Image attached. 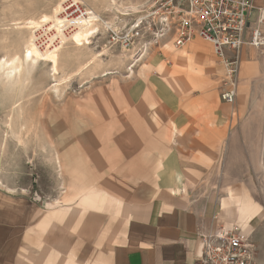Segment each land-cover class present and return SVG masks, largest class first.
<instances>
[{"label": "rangeland", "instance_id": "obj_1", "mask_svg": "<svg viewBox=\"0 0 264 264\" xmlns=\"http://www.w3.org/2000/svg\"><path fill=\"white\" fill-rule=\"evenodd\" d=\"M63 1L0 0V65L16 60L19 66L16 78L0 66V264H121L119 252L170 177L173 96L193 74L190 55L205 51L200 44L212 49L200 37L175 47L174 30L160 44L146 33L126 49L109 43L104 28L94 36L90 27L41 56L33 49L35 28L53 24L49 18ZM81 1L124 30L136 20L146 24L154 3ZM88 32L90 39L81 42ZM144 41L151 44L138 61ZM262 89V120H253L251 108L244 124L231 125L246 140L240 169L247 187L210 189L231 208L244 197L260 205L249 234L258 264H264ZM249 91L252 106L253 86Z\"/></svg>", "mask_w": 264, "mask_h": 264}, {"label": "crops", "instance_id": "obj_2", "mask_svg": "<svg viewBox=\"0 0 264 264\" xmlns=\"http://www.w3.org/2000/svg\"><path fill=\"white\" fill-rule=\"evenodd\" d=\"M263 10L264 0H254L245 35L247 41ZM261 28L264 33V21ZM200 46L204 47V52L195 50L190 55L193 74H189L179 88L183 96L177 91V96L176 93L173 96L170 124L174 128V144L166 159L169 163L166 173L168 171L170 177L162 182L163 190L151 201L142 226L131 235L129 245L119 252L121 264H197L202 252V234L219 226L234 225L250 234V222L261 212L260 205L248 197L239 199L235 208H231L219 201L210 189H230L231 192L247 187L242 176L245 170L240 169L247 156L246 140L239 128L231 125L242 121L244 124L246 112L250 113L251 108L253 120H262L264 46L245 44L242 48L234 104H227L220 97L224 79L219 58L208 44ZM227 54L232 56L230 50ZM184 60L186 58H179L178 63ZM176 72L181 74L180 69ZM161 74L159 83L165 88L167 77ZM252 86L251 106L249 90ZM246 98H249L247 102ZM233 158L239 159L234 161ZM234 171L241 175L231 180L229 176ZM247 204L255 206L258 213L244 218ZM232 214L238 215L239 222Z\"/></svg>", "mask_w": 264, "mask_h": 264}, {"label": "built area", "instance_id": "obj_3", "mask_svg": "<svg viewBox=\"0 0 264 264\" xmlns=\"http://www.w3.org/2000/svg\"><path fill=\"white\" fill-rule=\"evenodd\" d=\"M253 9L254 0H154L151 11L145 16L146 24H142L143 20H136L128 30H124L100 15L94 18V12L81 0H64L58 13L59 23L47 22L38 30L35 28L34 43L42 51L60 47L88 22L94 28V36L104 28L109 43H120L126 49L133 48L146 33H151L154 43L160 44L166 33L174 30V46L179 48L200 37L212 45L223 67L225 77L220 91L221 100L234 104L242 48L245 44L257 48L264 46L261 28L264 10L251 31L250 40L245 38ZM150 44L144 41L138 61ZM228 50L232 52L231 57ZM201 240L202 252L197 264H258L257 247L240 226H219L202 234Z\"/></svg>", "mask_w": 264, "mask_h": 264}, {"label": "bare ground", "instance_id": "obj_4", "mask_svg": "<svg viewBox=\"0 0 264 264\" xmlns=\"http://www.w3.org/2000/svg\"><path fill=\"white\" fill-rule=\"evenodd\" d=\"M60 8H61V4L59 5V7H58V9H57V11H58V13L60 12ZM58 13L56 14V15H54L53 17H51V18H49V21H50V19H53V21H54V23L55 24H58L59 23V16H58ZM94 14V13H93ZM96 16V15H95ZM95 16H93L94 18H95ZM57 17V18H56ZM45 21H47V20H45ZM90 25H89V22L88 23H86V25L85 26H83V27H81L80 29H78L77 31H75L73 34H72V36H71V39L72 38H75L74 37V35L77 33V32H79V31H81V29H87L88 31L90 30ZM88 39H90V35H89V32H88V35H86V36H81L80 37V41L81 42H85V41H87ZM58 48V47H57ZM57 48H54V49H51V50H45V51H42V50H39L38 48H37V46L35 45V43H34V41H33V49H34V51H36L37 53H39L41 56L42 55H44V56H49L52 52H54ZM28 53H30V59L31 60H36V59H38L36 56H34L33 55V52L32 51H28ZM29 59V57L28 56H26L25 57V60H28ZM16 60H5L3 63H2V68L4 69L3 71H5V73L8 75V76H12V75H15L16 74V72L18 71V69H19V66H17L16 65ZM86 66H88V65H86ZM17 75V74H16ZM16 75L14 76L15 78H16ZM10 78V77H9ZM12 78V77H11ZM15 78L13 79V80H15ZM22 117V116H21ZM241 205L242 204H240L239 205V208L241 207ZM245 206H247V207H245V209H246V211H245V213H243L244 214V218L246 217H249V216H254L257 212H258V209L254 206L253 207V205H245Z\"/></svg>", "mask_w": 264, "mask_h": 264}]
</instances>
